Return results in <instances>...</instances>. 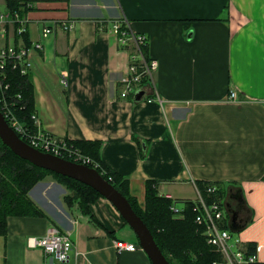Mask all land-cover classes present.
<instances>
[{
    "label": "crops",
    "instance_id": "crops-1",
    "mask_svg": "<svg viewBox=\"0 0 264 264\" xmlns=\"http://www.w3.org/2000/svg\"><path fill=\"white\" fill-rule=\"evenodd\" d=\"M31 2L24 8L27 32L9 43L30 48L42 130L73 142H101L102 164L128 180L142 211L149 183L182 211L173 215L181 220L186 202L198 197V181L221 184L232 216L236 212L244 225L237 234L247 247H261L255 264H264V0ZM121 17L148 37L162 103L120 97L132 50L99 31L97 22ZM67 21L70 31L60 28ZM54 23L55 32L42 39V28ZM40 41L42 50L35 48ZM68 195L50 175L31 189L42 214L8 217L0 264H63L30 245L52 226L74 243L68 264H153L108 199L97 197L86 214ZM118 240L140 249L119 252Z\"/></svg>",
    "mask_w": 264,
    "mask_h": 264
},
{
    "label": "built area",
    "instance_id": "built-area-1",
    "mask_svg": "<svg viewBox=\"0 0 264 264\" xmlns=\"http://www.w3.org/2000/svg\"><path fill=\"white\" fill-rule=\"evenodd\" d=\"M22 8L20 10L11 9L6 0H0V97L1 111L5 119L18 136L31 147L44 153L54 155L78 164L92 167L96 170L100 165L92 157L84 154L81 149L72 144V141L57 137L42 130L38 118L33 115L36 130L18 118L15 110L24 109L20 105L21 95L11 96L8 94L10 84L6 81L12 71L20 73L22 76L28 75L33 63L30 59V48L26 45L9 43L12 37H22L27 32L29 25L28 15L21 11L33 7L31 0H19ZM1 3L6 4L4 11H1ZM25 8V9H24ZM60 28L70 31L73 22L67 21L59 23ZM99 31L113 33L121 45L129 47L131 51V62L126 76L121 80L120 97L127 99L134 97L139 92L145 93V99L162 103L155 85V71L158 63L151 60L146 54L148 37L136 33L129 21L125 17L115 20H100L97 22ZM58 25L56 23L46 25L42 28V39H46L55 32ZM110 27L108 30H106ZM35 48L42 50V41L35 44ZM63 85L68 86V80L63 77ZM149 95V97H148ZM231 99L236 98V93L232 91ZM20 109V110H21ZM223 186L212 183L208 186V194L216 196L223 193ZM225 191H227L225 189ZM227 192L223 198L207 202L203 194L199 191L194 203L195 223L201 229V233L206 238L209 246L213 247L219 254L222 261L215 264H255L258 262L261 247L256 245L254 252H249L247 244L239 237L237 232L230 229L232 214L225 201ZM175 215H181L182 211L175 205L171 207ZM184 213V209H183ZM184 216V215H183ZM30 245L40 247L48 256L56 257L61 263L68 264L71 254L75 251V246L69 234L62 233L57 227L52 226L47 233L39 239H31ZM116 248L119 252H135L140 246L135 243L118 240ZM75 249V250H74Z\"/></svg>",
    "mask_w": 264,
    "mask_h": 264
},
{
    "label": "trees",
    "instance_id": "trees-1",
    "mask_svg": "<svg viewBox=\"0 0 264 264\" xmlns=\"http://www.w3.org/2000/svg\"><path fill=\"white\" fill-rule=\"evenodd\" d=\"M6 1L11 9L17 11L22 8L19 0ZM21 12L24 13V11ZM6 82L10 84L9 95H21L20 105L24 106V109L18 106L19 109L15 110L18 118L30 125L33 130H36L32 118L35 115V105L34 87L30 79V73L22 76L20 73L12 71ZM1 93L0 88V97ZM72 144L81 149L84 154L101 163L98 171L130 201L133 209L148 226L160 249L171 264H215L222 261L213 247L208 245L201 229L195 223L193 202H186L187 214L183 213V220L175 219L173 216L175 214L171 209L173 203L158 197L156 192L154 193L151 183H149L147 208L142 211L137 201L130 196L128 180L108 170L102 164L100 157L101 142L72 141ZM49 175L69 189L70 192L66 198L69 203H78L84 213L90 214V204L101 196L97 191L76 180L34 166L27 160L17 156L0 139V235H5L7 231L8 217L42 214L29 197V193L39 181ZM211 184V182L203 181L196 183L198 190L208 203L218 200L220 197L223 198L226 192L223 188V193L221 190V193L216 196L209 195L207 189ZM255 249V244L248 245L249 252H254Z\"/></svg>",
    "mask_w": 264,
    "mask_h": 264
},
{
    "label": "water",
    "instance_id": "water-1",
    "mask_svg": "<svg viewBox=\"0 0 264 264\" xmlns=\"http://www.w3.org/2000/svg\"><path fill=\"white\" fill-rule=\"evenodd\" d=\"M145 99V93H137L135 100ZM0 139L17 156L27 160L34 166L54 172L58 175L76 180L97 191L104 198L108 199L120 212L124 220L136 233L141 248L147 253L153 264H171L166 258L153 234L140 216L133 209L130 201L117 190L102 174L89 166L78 164L54 155L37 150L23 141L13 130L5 119L0 109ZM240 204L244 205L241 190L236 195ZM229 207V206H228ZM229 227L234 232H239L244 225H238L237 213L234 212ZM245 224V223H243Z\"/></svg>",
    "mask_w": 264,
    "mask_h": 264
},
{
    "label": "rangeland",
    "instance_id": "rangeland-1",
    "mask_svg": "<svg viewBox=\"0 0 264 264\" xmlns=\"http://www.w3.org/2000/svg\"><path fill=\"white\" fill-rule=\"evenodd\" d=\"M5 8H6V4H4V3H1V11H4L5 10ZM96 161V160H95ZM100 166H101V163L98 161L97 162ZM69 190V189H68ZM70 192V191H69ZM130 227V226H129ZM129 229H131V228H129ZM131 231V230H130ZM128 232H129V230H128ZM130 234H131V232H130ZM135 240H138V238L136 237L135 238Z\"/></svg>",
    "mask_w": 264,
    "mask_h": 264
}]
</instances>
